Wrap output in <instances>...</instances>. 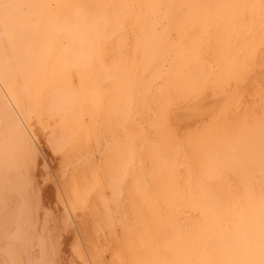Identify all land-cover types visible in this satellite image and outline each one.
<instances>
[{
	"label": "bare ground",
	"instance_id": "1",
	"mask_svg": "<svg viewBox=\"0 0 264 264\" xmlns=\"http://www.w3.org/2000/svg\"><path fill=\"white\" fill-rule=\"evenodd\" d=\"M0 162V264H264V0H0Z\"/></svg>",
	"mask_w": 264,
	"mask_h": 264
},
{
	"label": "rangeland",
	"instance_id": "2",
	"mask_svg": "<svg viewBox=\"0 0 264 264\" xmlns=\"http://www.w3.org/2000/svg\"><path fill=\"white\" fill-rule=\"evenodd\" d=\"M49 157L51 158L50 154H49ZM15 163L17 164V162H15ZM3 170H4L3 165L0 162V172ZM5 172L10 177L13 175L12 169H6ZM7 178L8 177H1V173H0V198L3 200L2 209H0V236H2L3 235L2 232H4V230L7 229L5 226V217L7 215L9 208H10L8 196L10 195L11 191L7 187V181H8ZM3 179H4V181H3Z\"/></svg>",
	"mask_w": 264,
	"mask_h": 264
}]
</instances>
